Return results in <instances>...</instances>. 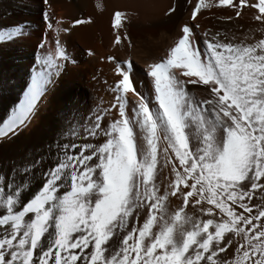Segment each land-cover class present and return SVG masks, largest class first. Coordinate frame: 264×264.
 <instances>
[{
	"label": "snow or ice",
	"instance_id": "1",
	"mask_svg": "<svg viewBox=\"0 0 264 264\" xmlns=\"http://www.w3.org/2000/svg\"><path fill=\"white\" fill-rule=\"evenodd\" d=\"M179 7L188 15L172 45L145 64L147 95L130 59L102 56L112 65V102L81 114L87 126L79 133L65 130L79 112L71 109V120L65 113L52 129L47 152L0 166V264H264V0H184ZM223 8L237 18L250 12L261 38L236 43L198 23V13ZM42 18L57 33L55 58L43 54L41 39V71L0 127L5 139L28 126L76 63L59 34L91 23L75 18L54 28L47 11ZM125 19L115 11L111 27ZM124 41L131 47L127 34L112 43ZM188 85L202 86L209 98L194 105Z\"/></svg>",
	"mask_w": 264,
	"mask_h": 264
},
{
	"label": "bare ground",
	"instance_id": "2",
	"mask_svg": "<svg viewBox=\"0 0 264 264\" xmlns=\"http://www.w3.org/2000/svg\"><path fill=\"white\" fill-rule=\"evenodd\" d=\"M183 3L184 0H49L46 6L42 0H0V35L15 31L26 33L13 36L10 40H0V87L3 88L0 91V127L12 114L14 106L24 98L34 73L41 71L36 63L37 57L41 55L38 47L41 39L46 41L43 54L51 52L55 58L57 33L47 28L42 12H48L54 28L57 27L56 21H60V27H64L69 26L75 18L91 19L89 24L73 27L70 34H59L62 45L72 54L76 63L67 65L63 75L51 86L46 101L35 111L22 132L15 135L8 133L7 139L0 137V166L7 169L25 153L35 155L37 152H47L45 146L52 136V129L65 113L71 120V109L76 108L79 112L70 129L68 121H65V130L79 133L82 127L87 126V116L85 123H80L81 114L88 109L93 113L97 108L103 110L112 102L113 94L109 88L113 79L112 65L106 59H101L102 56L113 54L130 59L136 66L137 88L147 95L150 85L144 74L145 64L157 60L172 45L177 25L188 15L185 8L179 7ZM169 7L177 9L175 15L168 13ZM115 11L122 12L126 17L124 26L118 30L111 27ZM212 13L214 15L205 12L203 16L198 13V23L202 28L235 36L236 43L240 40L246 44L252 42L244 39L245 36L261 38L262 34L255 31L260 27L259 22L252 20L250 12L245 11L238 18L227 8L213 9ZM227 16H233V19H223ZM116 34H127L131 47L128 41L123 42V47L114 45L112 41ZM87 50H93L95 55L88 56ZM151 87L154 93V86ZM187 89L194 105L209 98L202 86L188 85ZM199 132V128L194 125L192 134L198 136ZM66 139L73 137L69 135ZM163 176H167V170H164ZM0 184H3L2 175ZM260 195L257 190L254 202L261 203ZM171 208L174 209L175 204ZM160 228L154 225L153 230L159 231Z\"/></svg>",
	"mask_w": 264,
	"mask_h": 264
}]
</instances>
